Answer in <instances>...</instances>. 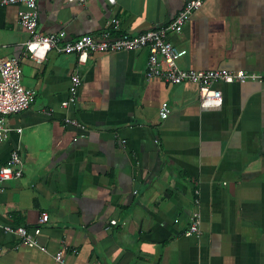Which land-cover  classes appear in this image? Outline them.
I'll return each mask as SVG.
<instances>
[{
  "label": "crops",
  "instance_id": "crops-1",
  "mask_svg": "<svg viewBox=\"0 0 264 264\" xmlns=\"http://www.w3.org/2000/svg\"><path fill=\"white\" fill-rule=\"evenodd\" d=\"M186 1L37 0L38 29L137 35L170 23ZM20 7L0 5V59L21 58L34 101L8 117L20 141L13 133L0 144V167L18 144L24 163L0 190V264H61V249L67 264H264V84L217 83L223 105L203 109L198 84L146 77L148 48L92 53L83 65L53 50L39 62L26 53ZM168 38L188 50L184 69L264 71V0H208ZM77 70L73 114L85 131L65 123L62 107ZM196 190L202 233L187 236ZM7 225L27 227L37 244Z\"/></svg>",
  "mask_w": 264,
  "mask_h": 264
},
{
  "label": "built area",
  "instance_id": "built-area-1",
  "mask_svg": "<svg viewBox=\"0 0 264 264\" xmlns=\"http://www.w3.org/2000/svg\"><path fill=\"white\" fill-rule=\"evenodd\" d=\"M208 0H187L184 7L175 18L167 25L150 28L137 35L127 33H114L106 29L101 35L85 34L76 39H68L67 32L61 30L53 33L39 31V10L37 0H0V5L20 4V25L30 32V37L24 43L26 53L41 62L50 51L76 54L78 63L83 65L88 62L92 53L134 51L148 48L149 59L146 77L159 78L169 84L183 82L196 83L199 86V101L203 109H217L223 105V92L217 83H246L258 82L264 84V71L252 72L244 69H184L179 65L181 57L188 52L186 48L175 45L168 36L170 33L182 32L192 15L199 10ZM114 29L119 28L116 18L109 22ZM1 46V41H0ZM83 85L80 73L75 71L70 79L67 98L62 102V107L68 114L65 116L67 125L76 127L81 131L87 129L86 124L80 121L73 112L79 102V93ZM34 101V92L23 84V66L20 57H6L0 59V144L16 133L19 141L22 134L21 127H13L8 123V117L29 109ZM169 114V108L163 106L161 115L163 118ZM24 173V163L20 155L19 144L12 150L10 157L0 167V190L5 182L19 179ZM195 199L198 208L193 213V220L186 230L187 236H200L201 212L199 191L196 190ZM49 219L48 213L44 212L41 222ZM117 220L111 224L116 225ZM6 231L19 235L22 242L29 246H35L37 239L24 226H5ZM35 235L41 232V226L33 229ZM56 260L61 264H67L64 250L55 254Z\"/></svg>",
  "mask_w": 264,
  "mask_h": 264
}]
</instances>
